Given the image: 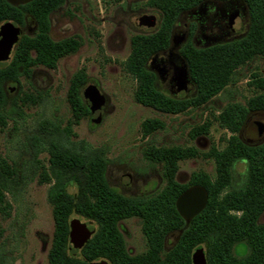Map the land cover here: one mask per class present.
I'll return each instance as SVG.
<instances>
[{
  "label": "trees",
  "instance_id": "trees-1",
  "mask_svg": "<svg viewBox=\"0 0 264 264\" xmlns=\"http://www.w3.org/2000/svg\"><path fill=\"white\" fill-rule=\"evenodd\" d=\"M120 2L122 0H113ZM205 1L225 0H147V7L160 13L158 28L148 34L130 38V54L124 69L136 81L135 103L163 114H179L197 108L218 95L232 80L235 71L255 57H264V0H243L248 9L249 27L246 35L236 41L208 48H195L190 42L180 50L187 63L195 95L175 99L157 89L154 74L148 69L150 58L168 49L173 25L182 13L193 10ZM65 0H32L22 6H11L0 0V23L12 21L23 26L31 22L35 31L22 35L8 64L0 65V125H6L8 115L4 85H20V78L30 79L33 69L56 68L60 59L74 54L81 41L76 36L53 40L50 35V15ZM194 26L190 28V35ZM80 69L70 80L66 101L71 120L64 127L51 121L39 125L40 135L33 138L32 168L38 171L39 183H49L46 199L51 206L54 230L47 264H90L101 259L110 264H192L193 251L205 245L207 264H264V224L257 222L264 210V143L258 147L244 145L237 133L250 112H264V78L252 75L248 86L258 94L244 105L225 106L215 121L225 129L224 147H211L200 152L193 147H150L143 152L146 160L162 167L163 187L155 194L125 197L110 188L106 178L107 159L104 148L91 147L84 140H74L72 126L89 115L80 99V89L86 82ZM22 104H37L39 96L23 93ZM20 115V114H18ZM210 121L195 126L191 139L206 136ZM162 122L145 120L142 136L162 130ZM45 151L47 167L37 156ZM208 159L214 163L215 175L204 171L191 173L187 183L176 181L178 164L187 159ZM245 162L246 180L242 187L232 188L233 167ZM18 170L0 158V214L9 209L6 196L16 190ZM198 185L207 191L205 208L185 227L175 209L177 197L189 186ZM74 189L70 193L69 189ZM73 216L95 223L91 238L79 251L69 250V222ZM137 218L146 242V250L129 255L118 230L120 221ZM181 232L175 245L163 250L166 235ZM3 230L0 228V239ZM244 243L248 253L238 257L235 244Z\"/></svg>",
  "mask_w": 264,
  "mask_h": 264
},
{
  "label": "rangeland",
  "instance_id": "rangeland-1",
  "mask_svg": "<svg viewBox=\"0 0 264 264\" xmlns=\"http://www.w3.org/2000/svg\"><path fill=\"white\" fill-rule=\"evenodd\" d=\"M147 0H65V3L50 15V37L57 41L76 36L81 44L77 52L60 59L53 70L37 67L30 79L20 78V85L6 83L8 115L6 125H0V158L14 163L18 170L16 190L7 195L9 209L0 214V264H47L54 230L51 206L46 195L49 183H39L38 171L32 168L33 138L39 136V125L44 121L55 122L64 127L71 120V111L66 101L70 80L74 73L84 69L87 80L80 90V99L85 105L84 93L95 87L104 98L100 113L93 120L89 114L72 126L74 140H84L91 147L104 148L106 159L105 178L108 185L126 197H140L155 194L163 187L162 169L145 159L143 152L150 148L193 147L206 152L211 147L222 149L223 138L229 133L221 128L215 118L228 104L245 102L258 91L248 86L252 75L264 78V57H255L238 68L228 86L204 105L189 108L179 114H163L143 107L134 101L136 81L124 69L130 54V38L137 34L154 32L160 22V13L146 5ZM154 17L155 25L141 24V19ZM194 23L188 15L180 16L174 25V35L181 36L187 26ZM247 19L236 20L235 35L246 29ZM26 34L34 33V25L27 23L22 28ZM233 40L228 39L226 41ZM188 41V39H187ZM186 41V42H187ZM181 47V46H180ZM180 47L178 49H180ZM177 49V50H178ZM175 50V52H177ZM12 54L10 55V57ZM148 61L147 65H150ZM157 88L169 95L167 85L157 81ZM173 96L188 99L195 95V88ZM23 93L39 96L37 104H22L18 97ZM91 113V112H90ZM20 114V115H18ZM156 119L163 129L143 137L141 124ZM210 121L209 133L191 139L190 131L195 126ZM264 125V113L257 119ZM242 133V138L249 137ZM251 137V136H250ZM37 158L47 167L48 155L42 151ZM204 171L211 178L215 175L212 160L196 158L180 161L176 181L188 182L191 173ZM245 165L237 162L233 168L232 188L243 186ZM74 193V189H69ZM88 228L95 229V223L79 216H73ZM264 223V212L259 217ZM126 249L130 255L146 250L141 232V223L130 218L118 223ZM177 233L169 235L166 250L171 248ZM205 251V245H201ZM234 253L243 257L247 253L244 243L235 244Z\"/></svg>",
  "mask_w": 264,
  "mask_h": 264
},
{
  "label": "flooded vegetation",
  "instance_id": "flooded-vegetation-1",
  "mask_svg": "<svg viewBox=\"0 0 264 264\" xmlns=\"http://www.w3.org/2000/svg\"><path fill=\"white\" fill-rule=\"evenodd\" d=\"M15 7H17V6H15ZM182 15H188L189 18L194 20V23L187 26V30L181 36H175L174 35V25H175L174 24L172 27L171 35H170V43H169L168 49L161 52V53H158V54L152 56L149 60V61H151L150 65L149 66L147 65L148 69L154 74L156 83L158 81L164 85H167L169 95H167V94L166 95L170 96L172 98H174L173 96L177 95L180 92L188 93L190 91V89L188 88L189 85H193L195 88V85L192 82L190 75H189V82L187 83L185 90L177 91L178 80L180 77L181 68L183 66H185L187 71H188L187 63L185 62V60L183 59V57L180 54V50L187 44V42H190L195 48H198V49L208 48V47L218 45V44L230 43V42H233V41H236V40L243 38L246 35V33L248 31V27H249L248 9H247V6L243 0H225L222 2L205 1L203 3H200L193 10L182 13L180 16H182ZM239 19H247V25H246L245 31L237 36V35H235V31L233 29V26H234L235 21L239 20ZM6 22H11L15 27L19 28V30H20L19 39L24 34L25 35H31V34L24 33L22 30L23 27L27 26L28 22H26L21 27L19 25L14 24L12 21H5V22L0 23V27H1V25H3ZM192 25L194 26V31H193L192 35H190V33H191L190 28ZM34 31H35V26H34ZM19 39H18V41H19ZM187 39H188V41H187ZM228 39H233V40L226 41ZM17 43L15 44L10 55L11 54L13 55V52L15 50ZM179 47H180V49H178ZM175 50H177V52H175ZM11 58H12V56L11 57L9 56L8 60L0 61V65L8 64L10 62ZM34 69H33V71H34ZM86 80H87V78H86ZM18 86L19 85H17V87ZM4 89H5V85H4ZM5 92H6V90H5ZM195 92H196V89H195ZM260 113H264V112H262V111L250 112L246 116L242 127L240 128L239 132L237 133L239 140L244 145H247L249 147H258L264 143V125H262L259 121H253V119H257V117L259 116ZM89 114L92 116V112L90 113V111H89ZM243 132H245L246 134H249L251 137L249 136L247 138H242L241 135ZM239 162H241L245 165V180H246V164H245V162H242V161H239ZM156 165H159V164H156ZM161 169H162V167H161ZM244 183H245V181H244ZM238 188H240V187H238ZM235 189H237V188H235ZM263 212H264V210H263ZM262 213L260 214V216L262 215ZM259 217H258V220H259ZM258 220H257V222H258ZM259 224H264V223H259ZM90 231L93 233L92 230H90ZM174 233H177V237H176V240H175L174 244L172 245V247L175 245V243L178 240L179 235L181 234V232H174ZM174 233H170V234L165 236L164 242H163V250L164 251H168L172 248L171 247L167 250L165 249L167 237L169 235L174 234ZM91 236H92V234H91ZM196 249H202V248L197 247ZM195 250L193 251V253L195 252ZM203 252H204V256H205V251L203 250ZM247 253H248V250H247ZM131 256H133V255H131ZM205 260H206V257H205ZM99 261H106L108 264H110L105 259H101ZM99 261H96V262H99ZM206 264H207V262H206Z\"/></svg>",
  "mask_w": 264,
  "mask_h": 264
},
{
  "label": "water",
  "instance_id": "water-1",
  "mask_svg": "<svg viewBox=\"0 0 264 264\" xmlns=\"http://www.w3.org/2000/svg\"><path fill=\"white\" fill-rule=\"evenodd\" d=\"M9 5L21 6L30 3L32 0H5ZM141 24L153 27L155 25L154 17H145L141 19ZM20 35L19 28L11 22H6L0 27V61L8 60L11 51L18 42ZM189 82V72L183 66L180 70L177 91L185 90ZM85 106L92 112V120L99 115L100 107L104 103V98L99 94L95 87H90L84 93ZM208 200L207 191L198 185L190 186L184 190L175 201V209L182 218L187 227L190 221L197 216L206 206ZM92 232L85 223L77 219H71L69 222V250L79 251L91 237ZM192 264H206L204 252L202 249H196L191 257ZM91 264H108L106 261L93 262Z\"/></svg>",
  "mask_w": 264,
  "mask_h": 264
}]
</instances>
